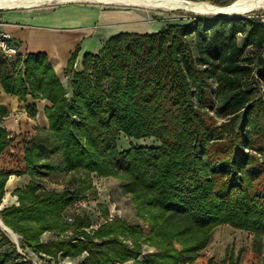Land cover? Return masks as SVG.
I'll return each mask as SVG.
<instances>
[{
	"label": "trees",
	"instance_id": "16d2710c",
	"mask_svg": "<svg viewBox=\"0 0 264 264\" xmlns=\"http://www.w3.org/2000/svg\"><path fill=\"white\" fill-rule=\"evenodd\" d=\"M65 68L70 97L45 53H29L18 72L0 70L6 93L43 99L46 132L23 147L31 180L18 205L0 210L20 249L79 264H190L220 225L264 236V19L259 15L193 16L154 33H119ZM1 62L5 64L4 60ZM31 115L34 106H29ZM6 113L0 106V119ZM220 118L221 120H217ZM120 135L156 145L117 146ZM0 126V154L9 146ZM56 155L58 162L49 157ZM65 172L81 189H42ZM116 178L139 224L114 216L91 229L64 213L91 188L90 175ZM9 173L0 172V204ZM90 197L95 198L94 192ZM107 216V210L102 209ZM56 233L42 242L41 235ZM0 264H32L0 230ZM154 251L142 253V246ZM210 264V263H209ZM221 264H238L232 257ZM264 264V263H262Z\"/></svg>",
	"mask_w": 264,
	"mask_h": 264
},
{
	"label": "crops",
	"instance_id": "0c3cea01",
	"mask_svg": "<svg viewBox=\"0 0 264 264\" xmlns=\"http://www.w3.org/2000/svg\"><path fill=\"white\" fill-rule=\"evenodd\" d=\"M16 11L15 14L0 13V32H5L10 35L11 42L16 46L19 53L17 58H7L0 54V70L5 68L8 75L18 72L20 68V66L16 64L18 59L21 61L26 54L41 52L47 55L50 65L62 82V77L64 79H69L68 76H65V68L70 54L76 46H79V52L74 64V69L76 71H81L82 56L84 53L89 52L95 54L110 37L119 33H139L140 28L130 12L108 11L95 7L78 6L76 4H65L50 10ZM1 59L4 60L5 64L1 62ZM0 106L4 107L6 111L5 115L0 119V126L8 131L11 140L9 146L0 154V172L9 173L4 185V195L0 204L1 210L12 205H18L15 191L17 189H23L31 180L30 175L25 172L23 147L26 142H29L37 134L38 130L41 132L47 131L48 121L45 117L44 110L46 107L50 106V103L43 99H32L29 96H26L25 101L19 100L17 96L6 93L0 83ZM29 106H34L35 108V114L33 116L30 110L27 109ZM14 163L18 167L17 169L12 168ZM59 174L69 175L68 182H70L71 187L67 189L80 190L81 186L84 185H81L79 175L59 172L40 179L39 183L41 188L43 180L46 181V179L51 176ZM109 178L111 177L102 178L95 174H91V188H87L82 192V195L87 196V198L77 199L66 209L65 213L67 211L72 212V214L69 215L70 217L74 214L85 215L91 221L90 227H93L91 229L97 228L100 224L94 226L89 213H82L79 210L88 205L86 202H92L95 205V209L98 210L96 213L100 216L101 220H104L108 215H114L115 204L113 205V209H111L109 205V203H111L109 194L105 193V196L103 194L104 191L97 188L100 180ZM87 192L90 194L94 192L96 197H90V194H87ZM127 196L128 195H124L120 189L121 199H129L126 198ZM77 201L82 202L83 206L75 207L74 204ZM102 209L107 210V216L103 215ZM118 211L121 213L120 209H117V212ZM114 216L122 218L129 225L139 224L136 213L133 214L134 217L132 218V222H128L119 214H115ZM102 223H104V221ZM0 230L2 232L4 231L1 227ZM10 231L12 232V230ZM13 234L17 236V238H20L17 234ZM7 237L16 246L17 251L24 257L23 260H28L33 264L25 254V250L29 249L25 248L22 251L18 248L17 241L15 244L14 239L12 240L10 236ZM55 237V232L46 231L41 235L40 240L42 242H47L55 239ZM17 238L15 240H17ZM31 253L40 260H51L42 254H35L33 251H31ZM84 256L85 255H81L76 258L59 257L57 264H79ZM51 262L54 264L53 260H51Z\"/></svg>",
	"mask_w": 264,
	"mask_h": 264
},
{
	"label": "rangeland",
	"instance_id": "374dc122",
	"mask_svg": "<svg viewBox=\"0 0 264 264\" xmlns=\"http://www.w3.org/2000/svg\"><path fill=\"white\" fill-rule=\"evenodd\" d=\"M193 2H208L212 5L219 6V7H227L229 6L234 0H189ZM65 4H76L78 6L83 7H95L103 10L108 11H121V12H130L135 18V22L139 25V33H154L168 24H174L177 22H188L193 16H219V15H200L194 12L189 11H163L159 9H150V8H143V7H136V6H127V5H115V4H100V3H90V2H66V3H56L51 2L48 4H43L35 7H27V8H0V13L4 12L5 14H15L16 10H50L56 8L58 6H62ZM259 15L262 19H264V7L259 9H251L243 14H234V15H227V16H236V15ZM62 84L67 92L68 97H70V79L63 78ZM217 120H221L217 118ZM151 146L156 145V141L152 138H144L141 140H136L133 138H127L124 135H120L117 139V146L118 148L125 150L129 146ZM51 160L54 162H58L59 158L56 155L50 157ZM13 169H17V165L14 163ZM69 175H53L50 178L46 179V181H42V188L48 189H57V190H64L70 186ZM123 184L122 181L116 178H109L105 180H100L98 182L97 188L99 190L108 193L110 198V208L113 209V205L115 206V210L113 214L121 215V217L125 218L128 222H132V218L135 214V209L132 205L131 199L129 196L122 200L120 197V186ZM68 185V186H67ZM87 194H90L87 192ZM122 201V203H121ZM125 202V203H123ZM88 205L79 209L82 213L87 212L91 217L92 223L94 226L99 225L103 222L100 219V216L96 213L98 212L95 209V205L92 202H86ZM121 203V204H120ZM117 209H120L117 212ZM74 210V209H73ZM72 210V211H73ZM74 212V211H73ZM72 212L64 213V217L71 215ZM131 217V218H130ZM6 236L9 234L6 231H3ZM11 238V237H10ZM20 238H17V245L20 249L19 244ZM258 244V250L255 249L253 234L250 232H246L243 230H237L232 228L229 225H220L215 227L211 234L210 239L206 246L198 251L196 257L191 261L190 264H221L222 260H228L229 257H232L233 260H236L238 264H262L264 263V236L261 237L260 243ZM154 248L143 245L142 246V253L152 252ZM25 254L27 257L33 262V264H53L51 260L42 259L40 260L34 254L31 253L29 250H25ZM84 255V254H83ZM82 255V256H83ZM124 264H130L124 263Z\"/></svg>",
	"mask_w": 264,
	"mask_h": 264
},
{
	"label": "bare ground",
	"instance_id": "6f19581e",
	"mask_svg": "<svg viewBox=\"0 0 264 264\" xmlns=\"http://www.w3.org/2000/svg\"><path fill=\"white\" fill-rule=\"evenodd\" d=\"M51 2H90L100 4H115L136 6L150 9H159L163 11H189L200 15H234L243 14L251 9L264 7V0H234L227 7H219L208 2H193L189 0H0V8H27L35 7ZM9 236L17 238L9 229L2 227Z\"/></svg>",
	"mask_w": 264,
	"mask_h": 264
},
{
	"label": "built area",
	"instance_id": "2783aa9c",
	"mask_svg": "<svg viewBox=\"0 0 264 264\" xmlns=\"http://www.w3.org/2000/svg\"><path fill=\"white\" fill-rule=\"evenodd\" d=\"M0 54L3 57H7V58H12V57L17 58L19 55L16 46L11 42L10 35L5 33V32H0ZM74 206L75 207H82L83 203L80 201H77L74 204ZM113 217H114V215H108L103 221L104 222L110 221ZM66 221L71 222L72 217L67 216ZM90 228H93V227L91 226Z\"/></svg>",
	"mask_w": 264,
	"mask_h": 264
},
{
	"label": "water",
	"instance_id": "95a60500",
	"mask_svg": "<svg viewBox=\"0 0 264 264\" xmlns=\"http://www.w3.org/2000/svg\"><path fill=\"white\" fill-rule=\"evenodd\" d=\"M219 16H224V15H219ZM0 227L2 228V227H5L2 223H1V221H0ZM6 228V227H5ZM14 243L16 244V241H14Z\"/></svg>",
	"mask_w": 264,
	"mask_h": 264
}]
</instances>
